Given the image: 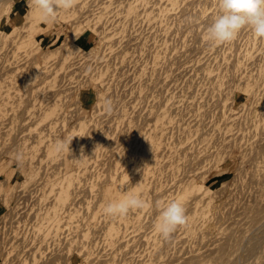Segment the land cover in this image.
Instances as JSON below:
<instances>
[{"label": "rangeland", "instance_id": "1", "mask_svg": "<svg viewBox=\"0 0 264 264\" xmlns=\"http://www.w3.org/2000/svg\"><path fill=\"white\" fill-rule=\"evenodd\" d=\"M36 12L30 0H0V264H169L209 258V246L242 232L246 205L264 201V39L245 27L209 40L218 0H74L48 20ZM57 140H72L70 152L57 153ZM69 176L70 205L48 233L50 185ZM139 182L145 209L104 214L118 187ZM192 183L206 189L181 200L188 223L162 237L157 202Z\"/></svg>", "mask_w": 264, "mask_h": 264}, {"label": "clouds", "instance_id": "2", "mask_svg": "<svg viewBox=\"0 0 264 264\" xmlns=\"http://www.w3.org/2000/svg\"><path fill=\"white\" fill-rule=\"evenodd\" d=\"M73 4L74 0H30V7L37 11L44 20L54 18L60 9H70ZM218 7L220 12L206 29L209 40L216 43L230 42L245 27H248L255 37L264 39V0H218ZM80 51V49L75 50V52ZM103 107L105 112L111 113L113 111L112 100L105 99ZM72 140H57L53 145L54 150L57 153L70 152ZM98 147L102 146L97 145L96 149ZM83 156V148H81L80 159ZM157 203L161 210L153 229L162 237L168 238L179 227L188 223L186 208L180 200ZM146 206V201L142 196L130 192L121 199L108 202L103 212L108 216L122 218L126 217L130 211L143 209Z\"/></svg>", "mask_w": 264, "mask_h": 264}, {"label": "bare ground", "instance_id": "3", "mask_svg": "<svg viewBox=\"0 0 264 264\" xmlns=\"http://www.w3.org/2000/svg\"><path fill=\"white\" fill-rule=\"evenodd\" d=\"M4 9H5V7H4ZM3 13V12H2ZM7 14V13H6ZM16 17H18V13L16 12V13H14L13 15H12V18L11 19H9V20H7L5 23L12 29V31H15L16 29H17V27L14 25V20L16 19ZM35 18H39L40 17V15H39V13L38 12H36L35 13V16H34ZM10 21V22H9ZM4 23V24H5ZM40 78V77H39ZM41 81V80H40ZM44 82V81H43ZM40 83V82H39ZM38 83V84H39ZM42 83V82H41ZM29 88H31V87H29ZM26 89H27V87H26ZM30 94V93H29ZM11 114V113H10ZM53 114V113H52ZM155 124L156 123H154V126H155ZM159 126V125H158ZM151 127V126H150ZM155 127H157V126H155ZM160 128V127H159ZM35 130V129H34ZM35 132V131H34ZM34 134V133H33ZM36 135H38V136H42L41 134L39 135V132H38V134H37V132L35 133V137H38V136H36ZM40 138H42V137H39V139ZM159 145H161L160 144V141H158V140H156V139H151L150 140V146H153L154 147V149H153V151L155 152V151H157V149L159 148ZM48 146V145H47ZM48 148V147H47ZM46 148V149H47ZM50 149V148H49ZM48 149V151H47V153L45 154V156L47 155V154H49L51 151ZM152 152V151H151ZM161 152V151H160ZM157 153V152H156ZM160 154V153H159ZM157 155V154H156ZM157 162V161H156ZM87 165V164H86ZM140 165H142V164H140ZM153 165V164H152ZM90 166V165H89ZM133 168V167H132ZM151 168V167H150ZM84 169V168H83ZM88 169V168H87ZM131 170V169H130ZM133 170H134V168H133ZM145 170V169H144ZM149 171V170H148ZM202 173V172H201ZM200 174V173H199ZM147 175V174H146ZM255 176V175H254ZM257 176V175H256ZM148 177V176H147ZM260 178V177H259ZM254 179V178H253ZM261 179H263V178H260V180ZM54 181V180H53ZM72 178H71V176H69L67 179H65L64 180V182L62 181V182H60V183H57V184H59V187H57V188H53V185L54 184H52L51 183V185H50V191L51 192H55L54 194L52 193V195L54 196V202H53V204H54V208L53 209H51V211H49V212H47L46 214H44L45 216L43 217V218H47L48 219V221L51 223L50 224V226H49V224H47V226H46V232H48V233H50V231L51 232H56L58 229H59V227H61V226H59L56 222V220L60 217V215L62 216V214H64L65 213V211L63 212V211H61V209H63L64 208V206L65 205H70V202H69V199H70V196H71V194H72V192L70 193V188H72V186L70 187V185L71 184H73L72 183ZM259 181V180H258ZM263 181V180H262ZM262 181H259V182H262ZM52 182V181H51ZM77 185H79L76 181H74ZM253 182V181H252ZM257 182V181H256ZM144 183H146V182H144ZM143 183V184H144ZM259 185V184H258ZM224 187H226V186H224ZM52 188V189H51ZM220 188V187H219ZM223 188V187H222ZM141 189H143V187H142V185H141V183L139 182L137 185H135L132 189H130V190H126V191H124V192H122V190L120 189L119 190V187H118V192H117V196H116V200H118V199H121L125 194H127V193H130V192H135L137 195H140V196H142V197H146L147 196V194H146V196H145V193L143 192V190H141ZM154 189V188H153ZM201 190L202 188H201V185H198V184H187V185H184V186H182L181 187V190H178L179 191V193L176 195V196H174V198L172 199V197H170V196H172L173 194H171V195H167L168 197H170V199H168V202L169 201H171V200H174V199H178V200H182V202L184 201V198H185V200H187L186 199V196H187V194L189 193L190 194V192H192V193H194L193 191H197V190ZM206 189V188H205ZM204 189V190H205ZM221 189V188H220ZM148 190H149V187H148ZM203 190V189H202ZM201 190V191H202ZM203 190V191H204ZM225 190V189H224ZM220 191H222V189L220 190ZM74 192V191H73ZM149 192V191H148ZM219 191H217V193H218ZM224 192V191H223ZM200 193V192H199ZM199 193H198V197H199ZM212 193V192H211ZM214 193L216 194V192L214 191ZM202 194V193H201ZM222 194V193H221ZM151 195V194H150ZM107 196V195H106ZM156 196H161V194L159 193V195H156ZM155 196V197H156ZM167 196H166V198H167ZM152 197V196H151ZM210 197H211V195H210ZM143 198V199H144ZM147 198V197H146ZM158 198V197H157ZM196 198V197H195ZM72 199V198H71ZM71 199H70V201H71ZM161 199V198H160ZM190 199V198H189ZM192 199V198H191ZM197 199V198H196ZM195 199V200H196ZM218 199V198H217ZM147 200V199H146ZM158 200H159V198H158ZM203 200V199H202ZM213 200V199H212ZM214 200H216V198L214 199ZM219 200V199H218ZM73 201V200H72ZM155 201H156V199H155ZM163 201H165V200H163ZM192 201V200H191ZM204 201V200H203ZM202 201V202H203ZM257 201H259V200H257ZM257 201H255L256 203H253V205H249L248 207H247V205H246V210H247V212L249 213V215L247 216V219L249 220V222L247 223V221H246V223L244 222L243 224H245V226H247V227H245V229H243L242 230V232H239V231H241V229L240 228H242V227H239V234L237 233L236 234V232H237V230L235 231V233H234V235H239L238 237H237V239H234V235L232 236V238L231 239H226V240H221V241H223V242H218V241H216V245H214V246H209V248L210 247H213V248H211V250L209 249L206 253H208L209 254V258H208V256H205V255H203L204 253V251L203 252H201V254H199V253H194V254H192L191 256H189L186 260H184V262H182L183 261V258H181V262L183 263V264H264V227H261V228H259V227H257V228H259L258 229V232L256 231V234L257 233H259V235H256L257 237H255V238H253V235L255 236V234H251V230L252 229H254V227L255 226H257V225H260V224H264V201L262 200V202H261V200L259 201V202H257ZM147 202V201H146ZM186 202V201H185ZM187 202H189V200L187 201ZM186 202V203H187ZM73 202H71V204H72ZM160 203H162L161 201H160ZM166 203V202H165ZM184 203V202H183ZM194 203V202H193ZM195 203H197V201H195ZM227 203V202H226ZM107 204V203H106ZM229 204V203H228ZM252 204V203H251ZM73 205V204H72ZM184 205H185V203H184ZM191 205V204H190ZM189 205V206H190ZM203 205V204H202ZM212 205V204H211ZM74 206V205H73ZM72 206V207H73ZM186 206V205H185ZM184 206V207H185ZM192 206V205H191ZM217 206L218 205H216V206H213V209H214V207H216L217 208ZM241 206V205H240ZM239 206V207H240ZM244 206H245V204H244ZM67 207H70V206H67ZM67 207H65L66 209L65 210H67ZM242 207H243V205H242ZM191 208V207H190ZM197 208V207H196ZM211 208V207H210ZM215 208V209H216ZM69 209V208H68ZM75 209V208H74ZM145 209V208H144ZM193 209V208H192ZM191 209V210H192ZM207 208H204V209H201L200 210V212H199V214H201V216L202 217H204V218H207L208 216H209V213L207 212V210H206ZM243 209H245V208H243ZM242 209V211H244ZM59 210H60V212H59ZM71 210H73L72 208H71ZM158 210V209H157ZM237 210H239V209H237ZM68 211V213H69V210H67ZM143 211V210H142ZM156 211V210H155ZM155 211H154V213H155ZM198 211V210H197ZM194 212V216H196V215H198V212ZM215 211H217V210H215ZM241 211V210H240ZM75 212V211H74ZM138 212H139V210H138ZM212 212V211H211ZM239 212V211H238ZM67 213V212H66ZM66 213L64 214V215H66ZM76 213V212H75ZM131 213H133V211H131ZM212 213H215V212H212ZM243 213V212H242ZM244 213H246V212H244ZM60 214V215H59ZM69 214H74V213H72V211H71V213H69ZM68 214V216H70ZM134 214H135V212H134ZM217 212H216V214H214L215 215V217L217 216ZM63 215V216H64ZM76 214H74L73 216H75ZM210 215H212L211 213H210ZM237 215V214H236ZM238 215H239V213H238ZM237 215V216H238ZM243 214H241V216H242ZM244 215H246V214H244ZM67 216V217H68ZM72 216V217H73ZM130 216V215H129ZM236 216V217H237ZM241 216H240V218H241ZM36 217H37V215H36ZM66 217V218H67ZM72 217H70V218H72ZM243 217V216H242ZM116 218V217H115ZM217 218H219V217H217ZM216 218V220H218ZM232 218V217H231ZM234 218V217H233ZM213 219H214V221H215V218L213 217ZM212 219V220H213ZM239 219V218H238ZM68 220H70V219H68ZM68 220H67V222H68ZM74 220V218H72V221ZM234 220V219H233ZM237 220V219H236ZM51 221H55V222H51ZM61 221V220H60ZM59 221V222H60ZM63 221V220H62ZM241 221V220H240ZM239 221V222H240ZM119 222V221H118ZM121 222V221H120ZM217 222V221H216ZM215 222V223H216ZM71 223H73V222H71ZM208 223H210L209 221H208ZM234 223V222H233ZM238 223V222H237ZM65 224V223H64ZM68 224V223H67ZM69 224H70V222H69ZM211 224V223H210ZM229 224V223H228ZM235 224V223H234ZM246 224H248V225H246ZM72 225V224H71ZM84 225V224H83ZM213 225H214V222H213ZM212 225V226H213ZM242 224H240L239 226H241ZM69 226V225H68ZM120 226V225H119ZM211 226V225H210ZM261 226V225H260ZM53 227H55V229L53 228ZM77 227V226H76ZM121 227V226H120ZM229 227V226H228ZM231 227H232V224H231ZM51 228H53V229H51ZM122 229V228H121ZM126 229V228H125ZM228 229V228H227ZM230 229V228H229ZM208 230V229H207ZM206 230V231H207ZM232 230V229H231ZM257 230V229H256ZM63 231H64V229H63ZM77 231V230H76ZM108 231L109 232H111V233H113L114 234V232H116L117 230H116V227H115V225L114 224H111V225H109V227H108ZM230 231V230H229ZM118 232V231H117ZM47 233V234H48ZM111 233H109L110 235H111ZM201 233V232H200ZM205 233V232H204ZM226 233H228L229 234V236H231L230 234L231 233H229V232H227L226 231ZM45 234V233H44ZM107 234V233H106ZM106 234H105V236H106ZM221 234H223L224 235V231H223V233L221 232ZM220 234V235H221ZM109 235V236H110ZM200 235V234H199ZM222 235V236H223ZM45 236H46V234H45ZM111 236H113V235H111ZM198 236V235H197ZM203 236V235H202ZM226 236H228V235H226ZM228 236V237H229ZM107 238H108V236H106ZM224 237H225V235H224ZM236 237V236H235ZM118 238H119V236H118ZM206 238V237H205ZM217 238V237H216ZM221 238V236L219 237V239ZM230 238V237H229ZM199 239H200V237H199ZM117 240V239H116ZM197 240V239H196ZM203 240V239H202ZM215 240V239H214ZM213 240V241H214ZM217 240V239H216ZM113 241V240H112ZM220 241V240H219ZM127 242V241H126ZM200 242V241H199ZM124 243V242H123ZM213 243V242H212ZM211 243V244H212ZM200 244V243H199ZM204 244V243H203ZM206 244V243H205ZM204 244V245H205ZM121 245V244H120ZM202 245V244H201ZM32 247V246H31ZM204 247V246H203ZM35 248V247H34ZM201 248H202V246H201ZM197 249V248H196ZM36 250V249H35ZM192 250H193V248H192ZM194 250H195V248H194ZM184 251V250H183ZM186 251V250H185ZM185 251H184V253H185ZM191 251V250H190ZM33 252V251H32ZM36 253V252H35ZM39 253V252H38ZM181 253V252H180ZM183 253V252H182ZM190 253H192V252H190ZM203 253V254H202ZM188 254V253H187ZM208 254H206V255H208ZM203 255V256H202ZM34 256V255H33ZM39 256V255H38ZM179 256V255H178ZM181 256H182V254H181ZM208 259H205V257ZM39 257H41V255L39 256ZM38 257V258H39ZM172 258V257H171ZM170 258V259H171ZM173 259H174V257H173ZM173 259L172 260H170V261H172L173 263H169V264H182L181 262H180V260L179 261H177V262H175L176 260H174L173 261ZM177 259V258H176ZM35 261L37 260V259H34ZM34 260H33V262H34ZM178 260V259H177ZM159 261V260H158ZM157 261V262H158ZM211 262V263H209V262ZM32 262V263H33ZM175 262V263H174ZM178 262H180V263H178ZM164 263V262H163ZM168 263V262H167ZM161 264V263H160Z\"/></svg>", "mask_w": 264, "mask_h": 264}]
</instances>
